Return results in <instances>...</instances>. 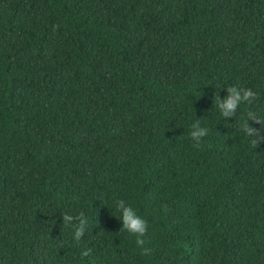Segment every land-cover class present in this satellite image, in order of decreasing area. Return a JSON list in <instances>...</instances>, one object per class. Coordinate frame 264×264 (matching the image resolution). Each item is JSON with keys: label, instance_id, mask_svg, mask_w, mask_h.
I'll use <instances>...</instances> for the list:
<instances>
[{"label": "trees", "instance_id": "trees-1", "mask_svg": "<svg viewBox=\"0 0 264 264\" xmlns=\"http://www.w3.org/2000/svg\"><path fill=\"white\" fill-rule=\"evenodd\" d=\"M0 264H264V0H0Z\"/></svg>", "mask_w": 264, "mask_h": 264}, {"label": "clouds", "instance_id": "clouds-1", "mask_svg": "<svg viewBox=\"0 0 264 264\" xmlns=\"http://www.w3.org/2000/svg\"><path fill=\"white\" fill-rule=\"evenodd\" d=\"M229 91H232V89H229ZM236 104V101L234 98H230L225 106L224 109L225 111H231L234 109ZM205 135V132L203 130L199 131V132H194L193 136L199 138L200 136ZM126 227H128L130 230L132 231H138L140 233L144 232V223L143 221L137 220L132 212L130 210H126Z\"/></svg>", "mask_w": 264, "mask_h": 264}]
</instances>
